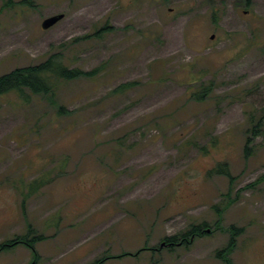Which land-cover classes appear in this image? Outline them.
Listing matches in <instances>:
<instances>
[{
    "label": "rangeland",
    "instance_id": "1",
    "mask_svg": "<svg viewBox=\"0 0 264 264\" xmlns=\"http://www.w3.org/2000/svg\"><path fill=\"white\" fill-rule=\"evenodd\" d=\"M249 1L0 0V75L60 51L104 67L56 97L0 95V244L44 235L0 264H227L232 234L234 264H264V130L247 132L264 113V0ZM223 162L232 180L209 175ZM203 220L211 234L161 246Z\"/></svg>",
    "mask_w": 264,
    "mask_h": 264
},
{
    "label": "trees",
    "instance_id": "2",
    "mask_svg": "<svg viewBox=\"0 0 264 264\" xmlns=\"http://www.w3.org/2000/svg\"><path fill=\"white\" fill-rule=\"evenodd\" d=\"M10 2V0H8ZM247 4L250 2L249 0H245ZM216 16L215 13L213 15ZM109 28V26H105L103 29ZM100 31V30H99ZM99 31L95 32V36L98 37ZM103 66L96 67L91 70H85L81 67H76L68 64V62L64 59L62 52H56L48 56L47 59L28 66L16 67L13 70L1 74L0 75V95L8 94L11 92L17 93L21 97H26L28 94H35L41 96H49L56 97L60 88L71 81L77 80L79 78H95L97 77L104 69ZM134 82H128L121 84L115 91L123 92L125 90H129L134 88ZM204 85V84H203ZM212 81L209 82L208 85L202 86L200 91H194L192 97L195 100L202 101L204 100L212 91ZM60 113H67L68 111L65 109L63 105L59 106ZM252 118L249 119V123L251 124V129L247 128V132H251L253 137L258 135L260 131H263V121H264V113L261 114L258 119H255L256 115L254 113L251 114ZM252 144V136L246 137V143L244 146V155L245 158H249L254 149ZM223 175L232 180L233 175L230 171L227 162L219 163L214 169L209 171V175L213 174ZM43 182V181H40ZM38 181H33L30 184L31 190L36 189V185L39 184ZM28 194L24 193V197L26 198ZM23 212L24 202H23ZM26 216V215H25ZM220 219L216 222V228H218V223ZM211 227L206 220H203L198 223H190L187 229L181 231L179 233H175L171 236L166 237V241L170 242V246H175L177 244H192L194 239L197 237H203L207 234H211L214 230H209ZM231 228H234L231 226ZM209 230V231H208ZM238 230V229H237ZM44 235L42 233L36 232V229L33 228L32 225H28L27 232L22 235H17L15 238L9 239L2 244H0V251L9 249L18 244H26L35 251V243L36 241L43 240ZM236 242L235 236L232 234L230 239V243L228 247L225 249V255L222 256L223 260L227 264H234L232 259L229 257L232 249L234 248ZM220 256L222 253H219ZM122 256V255H121ZM120 257V256H119ZM111 257H105L103 259H99L95 261L93 264H102L104 261Z\"/></svg>",
    "mask_w": 264,
    "mask_h": 264
},
{
    "label": "water",
    "instance_id": "3",
    "mask_svg": "<svg viewBox=\"0 0 264 264\" xmlns=\"http://www.w3.org/2000/svg\"><path fill=\"white\" fill-rule=\"evenodd\" d=\"M63 18H64V14L63 13H60V14H57V15H53V16L47 17L42 22V27H43V29H49V28H51L52 26H54L57 22H59ZM211 38H214V35H212Z\"/></svg>",
    "mask_w": 264,
    "mask_h": 264
},
{
    "label": "flooded vegetation",
    "instance_id": "4",
    "mask_svg": "<svg viewBox=\"0 0 264 264\" xmlns=\"http://www.w3.org/2000/svg\"><path fill=\"white\" fill-rule=\"evenodd\" d=\"M170 244L171 243L167 242L166 240L161 242V246H167L168 247V246H170Z\"/></svg>",
    "mask_w": 264,
    "mask_h": 264
}]
</instances>
